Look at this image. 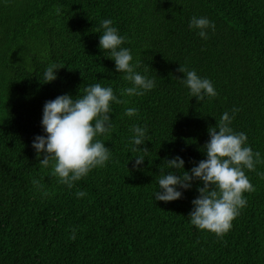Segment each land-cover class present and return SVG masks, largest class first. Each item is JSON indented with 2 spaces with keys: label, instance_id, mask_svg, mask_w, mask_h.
<instances>
[{
  "label": "trees",
  "instance_id": "16d2710c",
  "mask_svg": "<svg viewBox=\"0 0 264 264\" xmlns=\"http://www.w3.org/2000/svg\"><path fill=\"white\" fill-rule=\"evenodd\" d=\"M193 16L215 24L207 40L189 28ZM105 19L126 37L136 71L155 80L142 96H121L132 85L99 47ZM50 64L62 68L45 83ZM180 65L218 95L198 103L176 78ZM96 83L127 103L110 104L115 127L97 137L109 161L68 188L38 165L32 142L45 135L46 101ZM130 107L136 116L125 115ZM233 109L230 126L261 162L244 169L255 191L220 239L188 217L202 182L170 202L154 192L158 166L172 171L164 159L181 157L184 171L206 159L208 128ZM134 125L149 140L136 168ZM0 264H264V0H0Z\"/></svg>",
  "mask_w": 264,
  "mask_h": 264
},
{
  "label": "clouds",
  "instance_id": "9594fccd",
  "mask_svg": "<svg viewBox=\"0 0 264 264\" xmlns=\"http://www.w3.org/2000/svg\"><path fill=\"white\" fill-rule=\"evenodd\" d=\"M112 25L111 19L101 22L97 29L98 33L103 29L99 47L101 50H108L109 59L115 62L116 72L123 73L124 80L132 85L122 89L121 96H142L156 86L155 80L136 71L140 66L139 62L133 64L131 50L121 47L126 42V37L119 35L118 29ZM189 28L198 29L199 37L207 40V30L214 31L215 24L207 17L193 16ZM60 68L62 67L50 64L44 72L45 83L57 79L55 73ZM177 71L183 73V78H176L189 89L190 96L195 97L198 103L205 97L215 98L218 95L213 83L198 76L195 70L180 65ZM112 102L127 103L124 99H118L111 87H102L99 83L87 86L84 94H77L75 99L64 94L46 101L41 120L45 135L35 136L32 142L38 165L44 168L51 166L52 176L58 177V182L68 188H72L76 181L86 177L93 169L104 167L111 152L97 137L110 134L115 127L109 115L112 112ZM237 111L238 109H233L232 115L225 111L219 122L208 128L210 139L203 145L206 159L199 161L190 170L184 171L185 162L179 156L165 158L166 167L172 171L165 174L164 168L158 166L161 173L159 190L154 192L155 201L170 202L182 197L178 188L188 190L193 181L202 182L203 186L197 187L199 195L191 201L193 208L188 217L196 228L214 233L220 239L231 230L232 221L246 207L247 200L243 194L255 191L244 169L254 171L256 164L261 162L260 153L253 152L247 146V135L244 132H234L230 126ZM137 114L138 109L133 107L125 111V115L129 117ZM131 131L134 133L133 151L139 153L133 164V168H136L143 164L149 152L147 147L138 146L149 140L146 127L134 125ZM181 169L182 173L178 171ZM33 184L43 188L38 180H33ZM48 194L44 190L43 195ZM85 195L84 191L76 193L78 198ZM75 232L73 229L69 239H76Z\"/></svg>",
  "mask_w": 264,
  "mask_h": 264
}]
</instances>
